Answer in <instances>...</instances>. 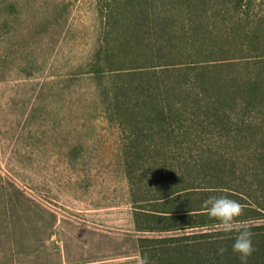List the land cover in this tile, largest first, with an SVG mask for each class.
<instances>
[{
  "label": "rangeland",
  "instance_id": "obj_1",
  "mask_svg": "<svg viewBox=\"0 0 264 264\" xmlns=\"http://www.w3.org/2000/svg\"><path fill=\"white\" fill-rule=\"evenodd\" d=\"M103 2L0 0V264H137L143 235L133 222L127 168L134 194H140L161 184L165 164L176 175L188 176L190 169H181L180 160L243 158L241 145L227 138L194 137L183 144L161 139L157 127L140 122L135 112L129 116L130 134L151 135L121 139L110 75L98 72L103 66L98 57ZM254 2L264 12V0ZM139 8L118 12H147L155 26L151 32L162 40L121 60L134 56L172 64L203 61L213 52L211 59L237 55L234 45L241 40L226 34L227 20L215 7L206 13L161 5ZM161 13L168 16L164 22L156 16ZM187 16L191 41L168 37ZM131 26L125 21L119 28ZM195 41L203 45L194 47ZM112 45L128 50L120 41ZM178 69L160 72L155 80L170 81L166 95L174 109L185 98L178 86L186 76ZM235 73L219 68L205 76L225 80ZM128 93L132 100L142 97L136 89ZM263 114H257L256 122H264ZM150 261L164 264L159 254L151 253Z\"/></svg>",
  "mask_w": 264,
  "mask_h": 264
},
{
  "label": "trees",
  "instance_id": "obj_2",
  "mask_svg": "<svg viewBox=\"0 0 264 264\" xmlns=\"http://www.w3.org/2000/svg\"><path fill=\"white\" fill-rule=\"evenodd\" d=\"M135 1L104 0L100 8L98 57L103 66L98 72L110 75L112 113L121 129V139L127 141L131 135L134 137L129 130L132 124L129 116L135 112L136 117H142L140 122L144 120L157 127L161 139H177V144H183L194 137L227 138L229 142L239 143L242 147L239 151H243L241 162L204 155L191 158L193 161L180 160L181 169H190L188 176L176 175L165 164L161 166V184H156L155 190H141L140 194H134L132 175L127 168L134 205L133 222L135 230L143 235L138 238L140 256L146 254L149 264H153L151 253L161 255L164 264H241L231 250L234 232L226 233L203 206V201L210 196L227 195L242 205V215L234 229L246 227L253 232L255 251L248 264H264V122H256L257 114L264 110V12L255 0ZM160 5L167 9L182 7L199 11L200 8L202 13L215 7L227 20L226 34L241 40L234 45L237 55L211 59L213 52L203 61L194 59L172 64L138 60L134 56L128 61L121 60L131 52L143 51L147 45L153 49L156 41L162 39L154 37L155 26L150 25L147 12L123 13L118 9L127 6L154 9ZM156 16H161L163 22L168 18L163 13ZM185 19L188 21L183 22L182 28L171 31L168 37L191 41L192 20L188 16ZM125 21L132 26L119 28ZM117 41L127 45L128 50L116 49L112 44ZM134 41L140 46H135ZM193 45L203 44L195 41ZM170 65L173 66L169 68ZM219 68L236 73L225 80L205 76L206 72ZM172 69L183 71L182 75L186 76L178 86L185 98L179 99L177 109H174L175 103L171 106L166 95L170 81H155L159 80L160 72L164 74ZM131 89L139 90L142 97L132 100L128 93ZM146 107L149 110L143 112ZM148 133L143 131L135 137L151 135ZM253 182L258 185L254 187ZM150 233L161 236L150 237ZM220 247L227 250L220 254Z\"/></svg>",
  "mask_w": 264,
  "mask_h": 264
},
{
  "label": "clouds",
  "instance_id": "obj_3",
  "mask_svg": "<svg viewBox=\"0 0 264 264\" xmlns=\"http://www.w3.org/2000/svg\"><path fill=\"white\" fill-rule=\"evenodd\" d=\"M203 206L207 208L208 215L215 218L226 233L234 232L231 250L238 255L241 264H248L249 258L255 251L253 232L246 227L234 229V225L242 215L240 202L227 195L210 196L203 201ZM226 250L224 247L218 249L220 254H223ZM137 264H149L148 256L146 254L139 256Z\"/></svg>",
  "mask_w": 264,
  "mask_h": 264
}]
</instances>
